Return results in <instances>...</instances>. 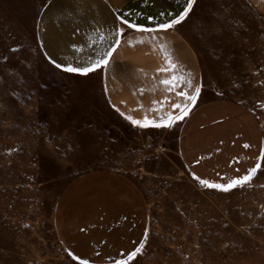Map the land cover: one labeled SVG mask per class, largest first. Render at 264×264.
<instances>
[{
	"label": "rangeland",
	"instance_id": "374dc122",
	"mask_svg": "<svg viewBox=\"0 0 264 264\" xmlns=\"http://www.w3.org/2000/svg\"><path fill=\"white\" fill-rule=\"evenodd\" d=\"M45 2L0 0V264H83L56 237L55 204L72 179L98 169L132 179L149 212L146 238L131 258L114 264H264L262 28L259 56H252L256 77L235 71L246 56H210L211 79L243 85L223 95L253 112L263 137L251 179L223 190L184 168L175 127L134 131L96 90L97 76L76 79L46 61L35 37ZM230 8L225 0L203 2L199 24L211 33L207 41L244 42L237 27L244 18ZM226 69L225 82L219 74Z\"/></svg>",
	"mask_w": 264,
	"mask_h": 264
},
{
	"label": "crops",
	"instance_id": "0c3cea01",
	"mask_svg": "<svg viewBox=\"0 0 264 264\" xmlns=\"http://www.w3.org/2000/svg\"><path fill=\"white\" fill-rule=\"evenodd\" d=\"M204 1L194 0L182 23L160 29L184 11L186 0H46L35 37L41 55L59 72L76 79L97 76L96 90L134 131L175 127L176 151L184 168L199 182L222 186L254 170L262 156L263 137L253 112L223 95L239 92L243 85L211 79L215 73L210 56H246L235 71L250 79L258 75L252 56H259L260 28L264 39V0H225L244 18L237 27L245 40L237 46H224L221 38L216 44L207 41L211 33L199 24ZM102 58L108 63L87 74L63 70ZM221 73L226 82L230 73L227 69ZM164 80L170 83H161ZM190 95L196 99L190 100ZM169 121L170 126H156ZM148 225L142 191L127 175L112 169L78 175L55 204L56 237L83 264H114L128 258L146 238Z\"/></svg>",
	"mask_w": 264,
	"mask_h": 264
},
{
	"label": "snow or ice",
	"instance_id": "6c2138e0",
	"mask_svg": "<svg viewBox=\"0 0 264 264\" xmlns=\"http://www.w3.org/2000/svg\"><path fill=\"white\" fill-rule=\"evenodd\" d=\"M193 3H194V0H186V6L184 8V11L181 12L180 15L177 18L173 19L170 23L159 25V28L160 29H168V28H171V27H173V26H175L177 24L182 23L186 19V17L188 16V13H189V11L192 8ZM140 30H145V29H140ZM149 31H151V30L149 29ZM109 56H110V53H105V57H109ZM107 63H108V60L105 59V58H102L101 61H96L94 64L88 65V66L83 67V68L72 67V66L69 65L67 67H64L63 70L68 71V72H76V73H80V74H87L88 72L93 71L97 65H99V64L106 65ZM57 67H61V66L57 65ZM176 79H180V78L179 77H173V80H176ZM161 83L169 84L170 81L164 80V81H161ZM189 83H190V81H189ZM195 91L198 93L199 92V88H196ZM180 94L181 95H188L186 93H180ZM188 98L190 100L194 101L196 99V96L195 95H190ZM174 107H180V106L179 105H174ZM187 107H188L187 105L184 106V113L183 114H186ZM179 118H182V117H177V119H179ZM170 123H171V121H169V125H159V124H157L156 126H170ZM250 179H251V172L249 173L248 176L242 177V178H240L238 180L231 181L230 184L227 185V186H221V185H215V184H213L211 186L212 187H222L223 190H229L231 187H234V186H243V184L247 183ZM129 258H131V257H129Z\"/></svg>",
	"mask_w": 264,
	"mask_h": 264
}]
</instances>
